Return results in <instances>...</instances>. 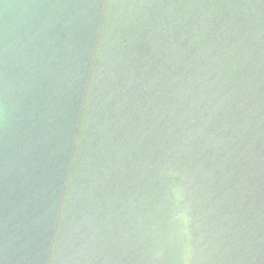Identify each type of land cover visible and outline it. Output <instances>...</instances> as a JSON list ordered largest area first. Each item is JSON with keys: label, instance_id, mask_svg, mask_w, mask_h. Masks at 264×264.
I'll return each mask as SVG.
<instances>
[{"label": "water", "instance_id": "1", "mask_svg": "<svg viewBox=\"0 0 264 264\" xmlns=\"http://www.w3.org/2000/svg\"><path fill=\"white\" fill-rule=\"evenodd\" d=\"M0 264H264V0H0Z\"/></svg>", "mask_w": 264, "mask_h": 264}]
</instances>
